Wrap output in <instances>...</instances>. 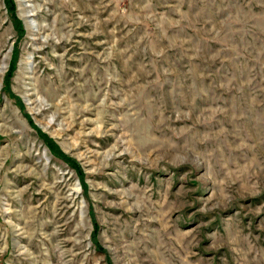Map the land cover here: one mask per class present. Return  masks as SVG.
Returning <instances> with one entry per match:
<instances>
[{
    "label": "rangeland",
    "instance_id": "rangeland-1",
    "mask_svg": "<svg viewBox=\"0 0 264 264\" xmlns=\"http://www.w3.org/2000/svg\"><path fill=\"white\" fill-rule=\"evenodd\" d=\"M0 264H264V0H0Z\"/></svg>",
    "mask_w": 264,
    "mask_h": 264
}]
</instances>
